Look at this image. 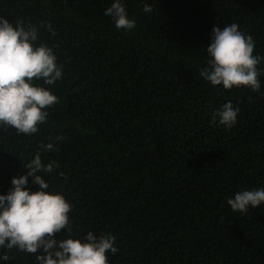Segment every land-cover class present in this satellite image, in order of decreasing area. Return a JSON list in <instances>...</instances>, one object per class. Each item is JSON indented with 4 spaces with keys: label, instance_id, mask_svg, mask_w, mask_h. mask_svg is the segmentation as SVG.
<instances>
[{
    "label": "trees",
    "instance_id": "1",
    "mask_svg": "<svg viewBox=\"0 0 264 264\" xmlns=\"http://www.w3.org/2000/svg\"><path fill=\"white\" fill-rule=\"evenodd\" d=\"M111 3L0 0L13 26L45 25L41 39L58 45L65 73L37 133L0 126V194L51 142L42 160L60 167L42 174L49 190L72 205L74 234L115 236L108 264H264V204L246 214L227 204L264 188V74L260 92L199 76L213 26L237 24L264 56V0H124L131 31L104 15ZM229 100L240 111L225 129L212 115ZM4 251L11 259L0 264H36Z\"/></svg>",
    "mask_w": 264,
    "mask_h": 264
},
{
    "label": "clouds",
    "instance_id": "2",
    "mask_svg": "<svg viewBox=\"0 0 264 264\" xmlns=\"http://www.w3.org/2000/svg\"><path fill=\"white\" fill-rule=\"evenodd\" d=\"M143 11L152 9L145 5ZM118 30L136 28L124 0H112L104 11ZM16 21L15 26L0 16V126L16 130L17 134L32 135L48 119L47 109L59 103L51 87L64 78V66L58 62L54 48L41 39L39 28ZM56 36L51 24L46 25ZM255 42L250 35L239 30L237 24L223 28L213 26L210 42L206 47L207 59L199 76L212 86L224 90L245 86L252 92H260L264 74L258 65L264 56L253 54ZM239 108L229 100L212 115L225 129L235 127ZM63 139V137H57ZM54 143L40 146V151L25 164L26 174L11 179L6 194H0V261L11 257L4 250L35 254L36 264H108L106 250L116 254L115 236L97 235L88 231L82 237L74 234L70 218L72 205L66 197L50 191V185L42 174H51L60 167L52 160L45 164L41 152H51ZM234 212L246 214L250 208L264 204V188L244 190L227 199ZM67 233L63 239L56 234Z\"/></svg>",
    "mask_w": 264,
    "mask_h": 264
},
{
    "label": "bare ground",
    "instance_id": "3",
    "mask_svg": "<svg viewBox=\"0 0 264 264\" xmlns=\"http://www.w3.org/2000/svg\"><path fill=\"white\" fill-rule=\"evenodd\" d=\"M219 148V147H218ZM218 194V193H217ZM206 197V196H205Z\"/></svg>",
    "mask_w": 264,
    "mask_h": 264
}]
</instances>
